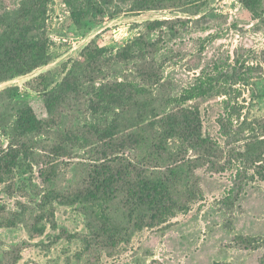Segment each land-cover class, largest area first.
Here are the masks:
<instances>
[{
  "label": "rangeland",
  "instance_id": "374dc122",
  "mask_svg": "<svg viewBox=\"0 0 264 264\" xmlns=\"http://www.w3.org/2000/svg\"><path fill=\"white\" fill-rule=\"evenodd\" d=\"M45 1L50 38L48 63L0 83V91L17 88L14 99L33 100L40 117L46 118L47 114L43 107L45 93L38 89L46 85L47 90L58 86L71 72L84 76L90 70H99V77L94 81L97 86L107 81H144L137 68L139 59L114 58L121 48L142 37L156 42L148 58L155 62L159 73L153 78L151 87L161 100L165 96L180 95L203 71L217 73L219 68L235 64L237 57L251 66H260L249 85H239L243 94L239 101L245 106L244 115L264 123V15L253 19L239 0H208L195 6H171L166 1V7L151 9H139L138 0H114L104 13L90 9V6L99 5V0ZM26 4L27 0H0V10L13 19ZM78 9H89L80 24L72 14ZM154 20L177 22L150 31L147 25ZM88 48L95 50L93 54L104 48L103 58L89 65L84 60L88 57ZM43 75L45 77H41ZM90 86V82L83 86L80 102L63 108L56 126L31 137L28 146L33 154L27 157L23 154L15 178L0 185V206L6 209L5 217L13 218L16 212L23 218L16 226L0 225V264H11L6 253H12L15 246L21 250L17 264H156L155 261L164 264H260L264 247L245 248L235 241V236L250 235L264 240V182L251 181L228 208L223 200L232 185L233 171L213 173L205 167L198 168L196 174L204 194L202 200L167 223L136 231L131 240L121 241L115 247L88 244L87 218L79 203H55L54 218L58 229L52 228V204L41 206L44 195L50 190L69 192L82 185L90 172L104 161L102 149L96 144L83 147L72 141L63 142L67 154L54 157L51 153L52 145L60 142L58 131H81L85 126L104 120L110 122L114 117L112 112L106 115L92 112ZM226 99V95L214 93L199 100L205 134L221 144L224 138L219 131L218 118L224 112ZM145 133L148 139L143 150L149 151L155 136L150 131ZM11 141L10 128L0 126V150L7 149ZM123 153L133 162H139L146 154L138 148H127ZM50 160L59 161L61 165L58 176L46 182L44 174L50 172ZM36 222L46 225L47 229L43 235L31 237L28 225Z\"/></svg>",
  "mask_w": 264,
  "mask_h": 264
},
{
  "label": "trees",
  "instance_id": "16d2710c",
  "mask_svg": "<svg viewBox=\"0 0 264 264\" xmlns=\"http://www.w3.org/2000/svg\"><path fill=\"white\" fill-rule=\"evenodd\" d=\"M113 1L99 0V5L90 6V9L96 8L104 13ZM166 1L171 6H195L208 0H138L137 5L142 7L139 9L162 8L166 7ZM239 1L253 19L263 17L264 0ZM46 5L45 0H27L13 19L0 10V83L48 63L50 38ZM88 10L72 12L77 24ZM176 22L154 20L147 28L154 31ZM155 47L156 42L140 37L114 56L122 61L139 59L137 68L144 81H107L97 86L94 81L100 71L90 70L84 76L80 72H71L52 89L47 90V85L39 88L45 93L46 118L38 115L33 100L14 99L16 87L0 91V126L9 127L12 137L9 147L0 150V185L15 178L23 154L26 157L33 154L28 146L31 137L56 126L63 108L80 102L87 82L91 83L89 108L92 112L101 115L114 113L110 122L104 120L85 126L81 131H58L60 142L51 147L54 157L67 154L63 142L72 141L83 147L100 146L104 161L90 172L82 185L69 192L50 190L44 195L41 206L52 204V228L58 229L54 218L55 203H79L87 218L88 244L115 247L121 241L131 240L136 231L167 223L179 213L188 212L191 204L202 200L204 194L196 174L198 168L205 167L213 173L233 171L232 185L223 200L228 208L234 205L251 181L264 182V123L244 115L245 106L239 101L243 95L239 85H249L253 73L261 67L251 66L237 57L235 64L226 69L221 67L217 73L203 71L180 95L165 96L161 100L151 87L153 78L159 75L155 62L148 58L149 50ZM94 51L88 48V57L83 56L89 65L104 56V48L93 54ZM256 75L260 76L259 73ZM214 93L227 96L224 112L218 118L224 144L204 131L199 100ZM146 131L155 136L149 151L143 150L148 139ZM127 148H138L146 154L139 162H133L123 155ZM60 165L59 161H51L50 172L44 174L46 182L58 176ZM5 210L0 206L1 226L12 227L23 221L21 213L16 212L13 218H6ZM46 229V225L38 222L28 225L31 237L43 235ZM235 241L245 248L264 247V240L250 235H237ZM20 254V247L15 246L6 257L10 259L9 263L17 264ZM260 264H264V255Z\"/></svg>",
  "mask_w": 264,
  "mask_h": 264
}]
</instances>
